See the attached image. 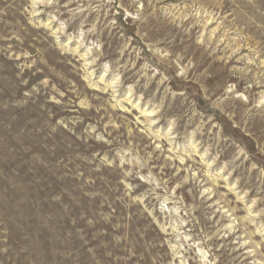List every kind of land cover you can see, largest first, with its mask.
I'll list each match as a JSON object with an SVG mask.
<instances>
[{"label": "rangeland", "instance_id": "obj_1", "mask_svg": "<svg viewBox=\"0 0 264 264\" xmlns=\"http://www.w3.org/2000/svg\"><path fill=\"white\" fill-rule=\"evenodd\" d=\"M0 264H264V0H0Z\"/></svg>", "mask_w": 264, "mask_h": 264}]
</instances>
